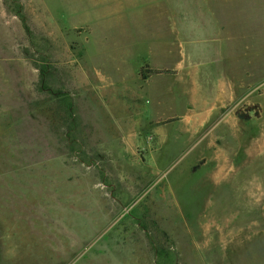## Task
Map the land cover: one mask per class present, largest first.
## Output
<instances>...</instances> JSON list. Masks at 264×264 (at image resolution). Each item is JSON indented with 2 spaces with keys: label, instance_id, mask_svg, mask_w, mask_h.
Masks as SVG:
<instances>
[{
  "label": "rangeland",
  "instance_id": "rangeland-1",
  "mask_svg": "<svg viewBox=\"0 0 264 264\" xmlns=\"http://www.w3.org/2000/svg\"><path fill=\"white\" fill-rule=\"evenodd\" d=\"M263 130L264 0H0V264H264Z\"/></svg>",
  "mask_w": 264,
  "mask_h": 264
},
{
  "label": "crops",
  "instance_id": "crops-1",
  "mask_svg": "<svg viewBox=\"0 0 264 264\" xmlns=\"http://www.w3.org/2000/svg\"><path fill=\"white\" fill-rule=\"evenodd\" d=\"M164 74V73H163ZM169 74V73H168ZM149 78V77H148ZM147 78V79H148ZM227 85H228V83H226ZM227 88H228V93H229V96H228V98H229V100H232L234 97H233V95H234V87L232 86V85H228L227 86ZM222 104L224 105V102H222ZM200 115H202V117L201 116H195L193 119H191V118H189V120L190 121H199V120H201V121H207V120H209L210 118H211V115L209 116V114H200ZM150 118H154L155 119V117H153V116H151L150 115ZM156 118H159V116H157ZM263 132H264V130H263ZM263 134V133H262ZM264 135V134H263ZM250 138H252V135H250ZM254 142V141H253ZM258 143V142H257ZM249 144H250V141H249ZM261 148H264V136L259 140V144H255V145H253L252 143H251V145H249V157H250V155L252 156L254 153H256V152H258L259 151V149H261ZM254 151V152H253ZM248 157V158H249Z\"/></svg>",
  "mask_w": 264,
  "mask_h": 264
},
{
  "label": "trees",
  "instance_id": "trees-1",
  "mask_svg": "<svg viewBox=\"0 0 264 264\" xmlns=\"http://www.w3.org/2000/svg\"><path fill=\"white\" fill-rule=\"evenodd\" d=\"M153 73H164V74H168L170 73L169 70H146V71H141L140 72V79L142 81L146 80L148 78L149 75L153 74ZM41 79H43V77L41 76Z\"/></svg>",
  "mask_w": 264,
  "mask_h": 264
}]
</instances>
